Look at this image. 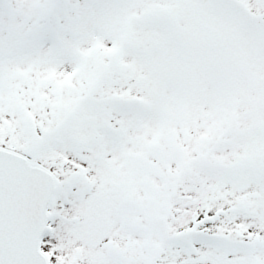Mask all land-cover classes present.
Here are the masks:
<instances>
[{
    "label": "snow or ice",
    "instance_id": "1",
    "mask_svg": "<svg viewBox=\"0 0 264 264\" xmlns=\"http://www.w3.org/2000/svg\"><path fill=\"white\" fill-rule=\"evenodd\" d=\"M0 264H264V0H0Z\"/></svg>",
    "mask_w": 264,
    "mask_h": 264
}]
</instances>
